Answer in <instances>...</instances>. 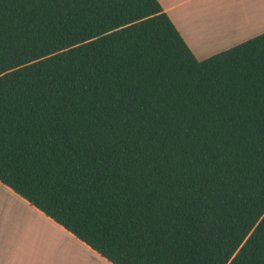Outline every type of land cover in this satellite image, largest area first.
<instances>
[{
    "label": "trees",
    "instance_id": "1",
    "mask_svg": "<svg viewBox=\"0 0 264 264\" xmlns=\"http://www.w3.org/2000/svg\"><path fill=\"white\" fill-rule=\"evenodd\" d=\"M0 182L113 264H264V31L199 59L158 0H0Z\"/></svg>",
    "mask_w": 264,
    "mask_h": 264
},
{
    "label": "crops",
    "instance_id": "2",
    "mask_svg": "<svg viewBox=\"0 0 264 264\" xmlns=\"http://www.w3.org/2000/svg\"><path fill=\"white\" fill-rule=\"evenodd\" d=\"M158 1L199 59L264 31V0ZM0 195L21 203L0 200V264H113L1 182ZM19 208L29 219L14 218ZM7 225L16 233L2 234Z\"/></svg>",
    "mask_w": 264,
    "mask_h": 264
},
{
    "label": "rangeland",
    "instance_id": "3",
    "mask_svg": "<svg viewBox=\"0 0 264 264\" xmlns=\"http://www.w3.org/2000/svg\"><path fill=\"white\" fill-rule=\"evenodd\" d=\"M219 2V4H224V5H227L228 4V0H216V3H218ZM230 2V1H229ZM8 200H6L5 198H4V196H1L0 195V200L2 201V202H7V203H13L14 205H16V204H21V203H17L15 200H13V199H9V198H7ZM0 201V202H1ZM20 212V213H19ZM19 212H18V215H16V212H13V214H14V218L15 219H17V220H21L22 218H24L25 219V217H26V219H29L28 218V213H26V211L25 210H22V208H19ZM32 217H33V215H32ZM13 218H10V216L8 215V214H5V216H4V220H6L7 222H11V220H12ZM0 222L3 224V226L4 225H6L5 223H4V221L3 220H0ZM2 234H7V233H9V234H14V233H16V231H14V230H12L11 229V227L9 226V225H7V227L5 228V229H2Z\"/></svg>",
    "mask_w": 264,
    "mask_h": 264
}]
</instances>
